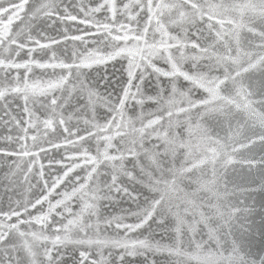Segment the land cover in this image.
<instances>
[{
  "label": "snow or ice",
  "instance_id": "snow-or-ice-1",
  "mask_svg": "<svg viewBox=\"0 0 264 264\" xmlns=\"http://www.w3.org/2000/svg\"><path fill=\"white\" fill-rule=\"evenodd\" d=\"M5 2L7 6H5ZM28 5L29 0H0V71L5 73L3 77H0V101L5 103V115H10L6 107L8 97L19 96L23 101L22 111L27 117V120L13 118V123L20 128L22 133L17 137L20 151H7L5 148H0V155H14L17 159L29 157V166H27L26 171L31 173L32 167L37 162L36 158L49 151L48 148L37 143L41 138H45L44 142L50 144L52 148H71L73 151L72 154L62 156L61 160L55 161L56 164L61 165V173L55 176L51 183L43 179L44 165L40 164L39 175L43 189L39 196L26 202L15 201L9 204L7 208L0 207V264H62L59 246L67 244H79L81 246L106 244L107 241L92 240L87 237L84 229L89 226L82 219L85 212L94 213L96 211V202L102 198L98 187H90V184L94 182V177L99 175L98 169L101 165H112L111 171L117 173L110 176L111 183L106 185L108 192L113 190L116 193L123 192L135 200L137 197L133 193L136 189L133 188L130 192L128 187L120 185L118 174L122 173L131 178L132 182H138L136 181V175H134L138 169L139 175L147 181V186L156 189L161 184L166 187L169 183L174 185L176 179L191 174L193 169L205 163L204 159L197 162L187 159L186 163L191 164V167L181 166L179 169L173 167L171 158L175 157L177 148L188 149L190 156L191 144L180 142L178 137L169 139L167 133L164 134L163 153L157 152L156 146L143 149V144L139 142L122 143L125 140V134L120 131L123 125L117 122V117L121 121L124 119L122 113L130 94L128 88L122 89L123 95L117 98L115 104L110 102V96L104 101L109 109L108 117L110 119L108 117H98L92 102L100 95L98 92L100 84L97 82L96 84L85 85L84 81L80 80L81 69L92 68L96 65H107L111 61L123 59L127 61V67L124 71L128 76L129 88L132 80L137 78L138 70L141 73L139 76L141 82L144 80V71L149 68L158 76L172 79L183 77L185 81L204 89L209 94L210 100L200 101V104L205 106L208 111H222L224 118L229 119L233 108H242L249 114V118L258 122L261 129L264 130V43L259 45L260 52L255 54L242 52L239 30L246 27L243 19L239 22L232 19H217L221 11L227 12L231 8L241 15L246 10L250 11L261 20H264V0H258V2L247 0L246 3H234L227 6L222 3H212L210 0H89V3H82L78 8V11L84 16L83 19H79L77 15L68 12L67 7L64 9V15L60 16L61 5L56 0H44L32 10V19H39L43 16L48 19L57 17L63 21H78L80 24L95 28L97 30L96 34L102 32L110 42L106 45L104 55H100L98 52H89L85 48L83 53L73 52L69 55L67 60L70 62L61 60L55 51H51L54 45L61 43L60 40L48 38L47 42H42V39H44L42 34L41 39L33 37L31 24L24 23L25 16L28 15ZM96 16H105L106 22L105 20L96 19ZM17 21L20 22L19 25ZM199 23L204 24L203 31H207L213 43H207L202 47L201 43L189 38L188 28L195 27ZM226 23L231 29L229 35L235 41L234 47L228 46L225 42L224 25ZM134 24L136 25L135 28L133 27ZM172 26L179 28L181 34L173 35L169 31ZM248 31L254 33L256 29L251 27ZM201 33L202 30L197 28V39H201ZM150 34L151 42L149 40ZM88 35L89 33L84 32L83 35L69 37L65 31L63 38L64 40L70 39L86 43ZM257 36L261 41H264V31L257 33ZM217 43L224 48L225 54L214 51ZM109 47L110 50H108ZM38 51L47 55L48 60L35 59L33 54L38 53ZM21 52H24L29 59L17 62ZM202 58L214 61V64L209 65L208 71L210 73L214 68H220L222 78L221 76H209L199 72L189 74L181 70L183 62L188 60L196 62ZM156 60L164 61L170 66V70L158 67L154 62ZM33 66L44 69L59 68L62 70V74L56 75L54 73L52 78L43 80L30 75ZM9 69H24L25 74L21 76L17 71L14 77H10L7 72ZM257 73L260 76V89L254 93L253 90L250 91L249 89H252L253 78ZM100 79H103V77H100ZM77 82H79L77 92L82 91L85 95L82 109L68 116H65L64 112L58 113L57 109L66 105L71 97L67 85L71 83L75 89ZM109 83L110 81L104 85V95L106 96L109 95L106 91ZM222 90L224 94H222ZM57 92L65 93L66 97H57ZM171 92L173 95L177 94L174 84L171 86ZM179 95L184 94L179 93ZM254 95H259L260 99H251ZM44 99L47 100L46 104L42 102ZM211 102H219L223 107L209 109L208 106ZM30 103H40V107L44 109L47 118L40 120L39 117L35 116V113L29 107ZM189 104L191 107H196L191 101H189ZM253 105H256V107ZM169 106L174 107L175 101L169 100ZM257 108L261 111H257ZM178 111L185 112L186 109L181 107ZM112 112H115L116 115H112ZM168 115L171 117L173 113L168 112ZM34 119L36 123H33ZM72 119L77 120V123H80L82 119L84 127L81 129L76 124L72 125L71 128L66 126L69 120ZM99 119L104 120L103 125L94 122ZM158 123L159 119L148 120L146 124L141 121L142 127L137 130L139 140L143 141L147 136H150L151 132L146 130L152 129V131H155L153 125ZM41 124L43 128L40 127ZM57 126L60 127V136L64 137L62 143H52V141L46 139L49 132H56ZM113 129H115V132H113ZM81 131H83V135L80 134ZM189 131L191 132V129ZM29 132L33 134L29 136ZM253 136H256V139L249 136L246 138V143L240 142V149H247L256 144L261 145L264 149V134L253 133ZM116 137H119L120 140L113 143ZM8 139L11 140L12 138L9 137ZM29 140L33 142V147L37 148L38 151L28 150ZM89 140L95 141V155L92 154L91 148L83 147ZM215 143L219 142L215 141ZM77 145H80V147H76ZM137 147L143 149V157L136 151ZM110 151L115 154H110ZM211 151L213 159H215V149ZM236 151L237 149L234 148L233 152ZM129 156L133 158L130 161L132 169L125 172L123 171V163ZM145 157L146 160H144ZM65 159L71 161V163L63 164ZM142 160H144L143 163H141ZM227 162H233L231 155H229ZM244 162L249 165L253 163L264 165V157L258 162L252 159ZM115 164H119L120 168H116ZM16 168L19 170L20 165L16 164ZM77 168L90 170L82 178L79 175H72ZM12 175H15V173H12ZM165 177H173L174 179L169 181ZM25 179H27V176H25ZM69 180L72 181L71 184L68 183ZM62 185L66 186V190L59 193L60 198L53 202L50 197ZM206 186V184H201V187ZM74 200L82 205L79 213L74 212L72 209ZM164 200L163 196L151 200L146 198L147 207L143 209L142 213H133L137 216L139 223H117L116 227L132 231L143 228L149 221H154L157 216L164 218L160 221V226H163L169 212V209L165 207ZM45 204H47L46 211ZM216 212L223 215L218 207H216ZM65 213L73 216L74 219L68 220L67 225L61 223L60 227L52 229V236L47 235L46 232L54 222V218H66ZM207 219L201 213V220L206 221ZM108 223H111V221H108ZM183 223L184 221L180 220V224ZM37 225H39L38 230L36 229ZM73 225H77L79 228L76 234L84 233V238L79 240L71 238L69 232ZM190 227L194 229L195 224ZM175 231L180 232V227H177ZM61 232L64 235L58 234ZM49 242L51 247L48 246ZM112 244L130 256L136 255L141 248L145 251L149 249L152 251H172L177 247L176 241H173L171 247L162 243H153L149 240H137L131 244L113 241ZM232 253L233 255L228 258L230 264H255V261L247 260L245 256L240 254L241 250L235 243L232 244ZM79 255L81 264H83L88 259V253L84 251L80 252ZM119 259L123 261L124 256L121 255ZM92 264H98V262L93 261ZM101 264H104V262L102 261ZM260 264H264V259L260 261Z\"/></svg>",
  "mask_w": 264,
  "mask_h": 264
},
{
  "label": "water",
  "instance_id": "water-1",
  "mask_svg": "<svg viewBox=\"0 0 264 264\" xmlns=\"http://www.w3.org/2000/svg\"><path fill=\"white\" fill-rule=\"evenodd\" d=\"M42 2L44 0H29L28 15L24 19L25 24H31L34 38L41 39L42 34L44 37L42 42H47L48 38L60 40L61 43L54 45L51 51H55L60 59L65 62H70L67 57L73 52L83 53L85 48L89 52L105 54L106 45L110 42L102 32L96 34L97 30L93 27L85 26L78 21H63L57 17L48 19L41 16L39 19H32V10ZM56 2L61 5L60 16L64 15V9L67 7L68 12L77 15L79 19H83L84 16L78 11V8L82 3H89V0H56ZM210 2L222 3L227 6L234 3H246L247 0H210ZM253 2H258V0H253ZM69 5L71 7H68ZM5 6H7L6 2ZM95 18L106 22L105 16H96ZM220 18L232 19L237 22L243 19L246 27L239 30L241 51L253 54L261 51L259 45L264 41L259 39L257 33L264 31V20L250 11L246 10L241 15L231 8L227 12L221 11L217 19ZM17 24L19 25L20 22L17 21ZM133 27L135 28L136 25L134 24ZM251 27H255L256 32L250 33L248 29ZM197 28L202 30L201 39H197ZM203 30V23L188 28L189 38L201 43L202 47L207 43H213L207 31ZM65 31L69 37L83 35L84 32L89 33V35L86 37V43L76 42L70 39L64 40ZM169 31L173 35L181 34L180 29L175 26L170 27ZM224 31L225 42L228 46L234 47L235 41L229 35L231 29L227 23L224 25ZM149 40L151 42V34ZM214 51L225 54L224 48L219 43H217ZM189 54L194 55L195 53ZM33 56L37 60H48V56L43 52L38 51ZM28 59L29 57L21 52L17 62ZM154 62L158 67L170 70V66L164 61L156 60ZM210 64H214V61L208 58H202L196 62L188 60L182 63L181 70L189 74L199 72L209 76H221L222 70L220 68H214L209 73ZM126 67L127 61L121 59L120 61H111L107 65H96L80 70V80L84 81L85 85L96 84L97 82L100 84L98 89L100 95L92 102L96 115L101 118L108 117L109 109L104 101L110 96V102L115 104L117 98L123 95L122 89L128 88L130 94L122 113L124 119L121 121L117 117V122L123 125L120 131L125 134V140L122 143L139 142L143 144V149L156 146V151L163 153L164 134L167 133L169 139L178 137L180 142L191 144L190 156L188 149L177 148L175 157L171 158L173 167L177 169L181 166L191 167V164L186 163L187 159H191L192 162L204 159L205 163L193 169L191 174L176 179L174 185L169 183L166 187L161 184L156 189L147 186V181L142 179L138 169L134 173L138 182H132L131 178L122 173L118 174L120 185L128 187L130 192L133 188L136 189L133 193L137 197L135 200L123 192L116 193L114 190L108 192L106 185L111 183L110 176L117 173L111 171L112 165H101L98 169L99 175L94 177V182L90 184V187H98L102 198L96 202V211L94 213L85 212L82 219L89 226L84 229L89 239L107 241V243L103 245L67 244L59 246L62 264H81L79 253L84 251H87L88 259L83 264H92L93 261H97L98 264H101L102 261L104 264H230L228 258L233 255V243L240 248V254L245 256V259L260 264V261L264 259V165L260 163L249 165L244 161L248 159L260 161L264 157V149L259 144L247 149H240V142L246 143V138L249 136L256 139L253 133L264 134L262 133L264 130L261 129L258 122L251 120L249 114L242 108H233L229 119L224 118L222 111H208L205 106L200 104V101L210 100L209 94L204 89L185 81L183 77L172 79L158 76L149 68L144 71V80L141 82L139 79L141 73L138 70L137 78L132 80L129 88L128 76L124 71ZM17 71L21 76L25 74L24 69L7 70L10 77H14ZM54 73L56 75L62 74V70L33 66L30 75L47 80L52 78ZM4 75V71H0V77ZM253 80L252 89L249 90H253L255 93L260 89L259 73ZM109 81L106 90L109 95L106 96L104 95V85ZM173 84L176 87V95L171 92ZM67 89L71 92L69 102L57 109L58 113L64 112L65 116L80 111L85 102L84 93L82 91L78 93L76 90L79 89V82L76 83L75 89L69 83ZM179 93L184 95H179ZM222 94H224L223 90ZM56 95L57 97H66V94L61 92H57ZM251 99L259 100L260 96L254 95ZM169 100L175 101L174 107L169 106ZM189 101L194 103L196 107H191ZM42 102L46 104L47 100L44 99ZM253 106L256 107V105ZM4 107L5 103L0 101V148L18 152L20 151V144L17 142V137L22 133L20 128L13 123V118L27 120L22 111L23 101L19 96L8 97L6 107L10 115H5ZM29 107L40 120L47 118L44 109L40 107V103H30ZM181 107L186 111H178ZM222 107L219 102H211L208 106L209 109ZM257 111H261V109L257 108ZM168 112H172L173 115L169 117ZM112 115H116V113L112 112ZM108 118L110 119V117ZM155 119H159V123L153 125L155 131L146 130L151 132V135L140 141L137 130L142 127L141 121L146 124L148 120ZM94 122L104 124L103 119ZM33 123H36L35 119ZM74 124L81 129L84 127L82 119L80 123H77L75 119L69 120L66 126L71 128ZM40 127L43 128V125L41 124ZM32 134L29 132V136ZM80 134L83 135V131ZM158 136L159 138H157ZM9 137L12 139L9 140ZM44 139L41 138L37 143L48 148L49 151L36 158L37 162L32 167L31 173L26 171L27 166H29V157L17 159L14 155H0V207L7 208L9 204L15 201L26 202L41 194L43 184L39 175L40 164L44 165L43 179L48 180L49 183L55 176L60 175L61 165L56 164L55 161L61 160L62 156L72 154L73 149L52 148L50 144L44 142ZM46 139L52 143H62L64 137L60 136V127L57 126L55 133L49 132ZM119 140L120 138L116 137L113 143H117ZM215 141L219 143H215ZM129 146L131 145L129 144ZM76 147H80V145ZM83 147L91 148L92 154H96L94 150L95 141L89 140ZM234 148L237 149L236 152H233ZM143 149L136 148L142 157ZM212 149H215L216 152L215 159H213ZM28 150L38 151L37 148L33 147L31 140L28 141ZM101 150L103 149L101 148ZM110 154L114 155L115 153L110 151ZM229 155L232 157V163L227 162ZM146 159L145 157L144 160ZM132 160V157H127L123 163V171L132 169L130 162ZM70 163L71 161L63 160V164ZM16 164L20 165L19 170L16 168ZM115 167L120 168V165L115 164ZM89 170L77 168L72 175H79L83 178ZM165 179L171 181L174 178L165 177ZM68 183L71 184L72 181L69 180ZM201 184L207 186L201 187ZM65 190L66 186L62 185L50 199L54 202L60 198L59 193ZM161 196L165 198V207L169 209L163 226H160V221L164 218L157 216L154 221H149L143 228L132 231L116 227L117 223H139L137 216L133 213H142L143 209L147 207L146 198L149 200L159 199ZM81 206L76 200L72 202V209L76 213L80 212ZM216 207L223 215L216 212ZM44 208L46 211L47 204ZM201 213L208 218L206 221L201 220ZM65 217H55L46 234L52 236V229L60 227L61 223L67 225L68 220L74 219L67 213H65ZM180 220L184 221L182 225ZM193 224H195L194 229L190 227ZM177 227H180V232L175 231ZM36 229H39V225L36 226ZM78 231L77 225H73L70 229L69 235L73 240L84 238V233L76 234ZM58 234L64 235L63 232ZM137 240H149L169 247L173 241H176L177 247L172 251H152L151 249L145 251L141 248L136 255L130 256L112 244L113 241L131 244ZM48 246L51 247L50 242ZM121 255L124 256L123 261L119 259Z\"/></svg>",
  "mask_w": 264,
  "mask_h": 264
}]
</instances>
